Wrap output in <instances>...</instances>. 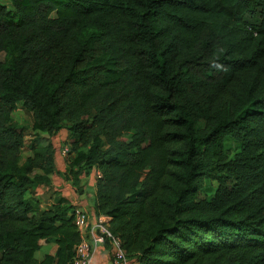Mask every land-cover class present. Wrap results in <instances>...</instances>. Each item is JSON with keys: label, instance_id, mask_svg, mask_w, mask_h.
<instances>
[{"label": "trees", "instance_id": "trees-1", "mask_svg": "<svg viewBox=\"0 0 264 264\" xmlns=\"http://www.w3.org/2000/svg\"><path fill=\"white\" fill-rule=\"evenodd\" d=\"M20 103L68 133L75 188L101 172L133 264H264V0H0V264H71L73 206L32 197L58 150L24 157Z\"/></svg>", "mask_w": 264, "mask_h": 264}, {"label": "built area", "instance_id": "built-area-1", "mask_svg": "<svg viewBox=\"0 0 264 264\" xmlns=\"http://www.w3.org/2000/svg\"><path fill=\"white\" fill-rule=\"evenodd\" d=\"M27 144L25 137V146ZM70 145L60 149L59 154L67 158ZM95 178L102 177L100 171L95 170ZM73 222L80 235V243L75 249L71 264H92L96 251L100 247L109 245L112 253V264H133L129 259L120 237L115 236L109 229L108 218L100 216L94 223H90L87 211L82 206H73Z\"/></svg>", "mask_w": 264, "mask_h": 264}, {"label": "crops", "instance_id": "crops-1", "mask_svg": "<svg viewBox=\"0 0 264 264\" xmlns=\"http://www.w3.org/2000/svg\"><path fill=\"white\" fill-rule=\"evenodd\" d=\"M56 136L61 138V141H63V137L64 136L68 137V133L65 130H62ZM56 140L59 142V139ZM66 159L67 158H64L61 154H59V152H57L55 159L56 172L52 174L56 178V182H53V184H51V187H42L37 189L36 196L39 197V200L43 208H51L60 200H63L68 205L82 206L88 213L90 223H94L97 220V218H99L97 217L94 210V199H95L96 184H97V179L95 178L94 175L95 170L92 171L89 177L85 178L86 180H88V184L84 187L83 190H85V193H87L88 196H86V194L83 196H78V195L71 196L70 190L68 189V187L64 186V182L62 181L63 179L61 177V175H63V173L66 172V167H67ZM62 163H65V171L59 168L62 166ZM51 183H52V179H51ZM69 188L71 187L69 186ZM56 250L57 248L55 247L52 248L50 251L44 250L43 251L44 253L42 252L44 255L39 260H42L45 254L47 253H50L51 255L54 256ZM92 264H112V253L109 245L100 247L96 251Z\"/></svg>", "mask_w": 264, "mask_h": 264}, {"label": "rangeland", "instance_id": "rangeland-1", "mask_svg": "<svg viewBox=\"0 0 264 264\" xmlns=\"http://www.w3.org/2000/svg\"><path fill=\"white\" fill-rule=\"evenodd\" d=\"M245 20L247 23H249L251 25H258L260 23L259 16H255V17L247 16ZM13 117L19 123H25V125H26L25 137H26L27 144L24 148V157H26L29 154V152L33 146L42 147V146H46L49 142H52L55 144V146L58 150L57 152H60V149H62L67 144H69V140H68L69 135H68V137L64 136L63 141H61V138H59L56 135L55 136H49V135H45V134L36 133L32 129V123H33L32 115H31V113H29L28 111H26L24 109L22 103L19 104L18 110L14 113ZM56 139H59V142ZM59 168L61 170L65 171V163H62V166ZM66 170H67V167H66ZM64 175H65V173H63V175H61L63 180L61 178L60 179L64 182V186L68 187V189L70 190L71 196H76V195L83 196L85 194H86V196H88V194L85 193V190H83L84 187L88 184V180H86L85 178L82 179L81 184L77 189L72 185V183L69 180L66 179V177ZM51 179H52L51 184H53V182H56V178L53 175L51 176ZM53 179H54V181H53ZM69 186L71 188H69ZM80 190H81V193H80ZM32 197H34L35 199H39V197L36 196V192L32 193ZM43 253L42 252L37 253V255H36L37 258L40 259L44 255Z\"/></svg>", "mask_w": 264, "mask_h": 264}]
</instances>
